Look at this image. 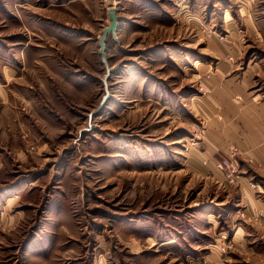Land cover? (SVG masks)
Here are the masks:
<instances>
[{"label":"rangeland","instance_id":"rangeland-1","mask_svg":"<svg viewBox=\"0 0 264 264\" xmlns=\"http://www.w3.org/2000/svg\"><path fill=\"white\" fill-rule=\"evenodd\" d=\"M229 72L264 99V0H0V264H264L261 166L200 150Z\"/></svg>","mask_w":264,"mask_h":264},{"label":"crops","instance_id":"crops-1","mask_svg":"<svg viewBox=\"0 0 264 264\" xmlns=\"http://www.w3.org/2000/svg\"><path fill=\"white\" fill-rule=\"evenodd\" d=\"M211 82L209 98L216 113L208 122L209 129L200 149L204 152L201 153L218 157L222 153L227 154L228 145H234L239 148L243 160L253 161L254 164L260 165L264 172V99L260 95H249L247 83L238 81L237 76H231L230 72L225 75L220 73ZM227 128L236 134L232 133L228 137ZM209 166L215 168V164L213 166L209 163ZM250 185L253 183L250 184L249 176L241 175L239 189L241 193L253 199L254 192L250 190ZM256 206L257 203L254 204V207Z\"/></svg>","mask_w":264,"mask_h":264},{"label":"water","instance_id":"water-1","mask_svg":"<svg viewBox=\"0 0 264 264\" xmlns=\"http://www.w3.org/2000/svg\"><path fill=\"white\" fill-rule=\"evenodd\" d=\"M108 18H109L111 23L109 26L104 28L103 33H102L101 37L99 38L100 54L102 57V62L104 63L105 68H106V76L103 79V84H104V88H105V95L102 99L101 106H103L105 104L108 97L110 96L108 79H109V76L111 74V68L108 64V57H107V53H106V41H107V38L109 35H111L114 40H117V30L119 28V20H118L116 8L112 7L109 9Z\"/></svg>","mask_w":264,"mask_h":264},{"label":"built area","instance_id":"built-area-1","mask_svg":"<svg viewBox=\"0 0 264 264\" xmlns=\"http://www.w3.org/2000/svg\"><path fill=\"white\" fill-rule=\"evenodd\" d=\"M203 128H206L204 125ZM240 153L238 147L230 145L229 152L216 163V169L224 178L225 183L230 186H236L238 183V160L237 155Z\"/></svg>","mask_w":264,"mask_h":264}]
</instances>
